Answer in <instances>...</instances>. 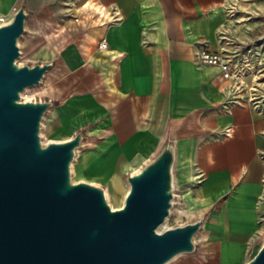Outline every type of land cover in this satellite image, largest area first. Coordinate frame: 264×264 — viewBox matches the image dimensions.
<instances>
[{
	"label": "crops",
	"instance_id": "1",
	"mask_svg": "<svg viewBox=\"0 0 264 264\" xmlns=\"http://www.w3.org/2000/svg\"><path fill=\"white\" fill-rule=\"evenodd\" d=\"M238 3L0 0L4 16L25 8L26 48L53 29L64 37L36 62L53 63L42 83L48 77L55 104L41 132L62 141L84 130L72 163L79 180L124 191L128 174L166 138L174 143L172 211L183 224L202 219L182 264H245L264 239V96L232 100L230 79L198 59L230 44Z\"/></svg>",
	"mask_w": 264,
	"mask_h": 264
},
{
	"label": "water",
	"instance_id": "2",
	"mask_svg": "<svg viewBox=\"0 0 264 264\" xmlns=\"http://www.w3.org/2000/svg\"><path fill=\"white\" fill-rule=\"evenodd\" d=\"M26 19L20 6L0 25V264H167L194 253L202 219L160 230L176 190L169 138L126 176L118 209L103 186L73 179L83 129L43 143L42 121L55 102L21 92L40 85L53 63L17 61ZM245 264H264V239Z\"/></svg>",
	"mask_w": 264,
	"mask_h": 264
},
{
	"label": "rangeland",
	"instance_id": "3",
	"mask_svg": "<svg viewBox=\"0 0 264 264\" xmlns=\"http://www.w3.org/2000/svg\"><path fill=\"white\" fill-rule=\"evenodd\" d=\"M232 10L233 27L230 28L231 35L228 36L230 44L220 50L227 53L232 60L233 76L229 85L232 100L243 102L251 98H262L264 96V42H260L259 38L264 34V0H239L238 5ZM7 16L12 17V13ZM20 41L21 53L17 61H20L21 64L33 65L39 60L56 55L64 37L58 34L56 29H53L46 35L32 37L29 48L24 45V36ZM49 85L48 77H46L43 83L26 88L21 94L24 93L25 98L29 100L47 99L52 93ZM42 140H45V143L48 142L43 136ZM73 176L79 180L77 176ZM127 189L128 183L125 185L124 191L127 192ZM106 191L107 202L110 206H114L112 209L120 208L125 192L116 185H114V189L105 190V193ZM183 221H185L184 217L171 211L160 230L183 224ZM192 255L193 253L177 256L174 258L175 260L173 259L167 264H182L183 260L192 257Z\"/></svg>",
	"mask_w": 264,
	"mask_h": 264
},
{
	"label": "built area",
	"instance_id": "4",
	"mask_svg": "<svg viewBox=\"0 0 264 264\" xmlns=\"http://www.w3.org/2000/svg\"><path fill=\"white\" fill-rule=\"evenodd\" d=\"M16 8H13L12 15L16 12ZM11 17H7L0 14V25H4L10 21ZM107 44L104 40L99 42V48L104 49ZM199 62L203 65L217 66L224 78L231 79L233 76L232 60L231 57L223 51H209L203 49L198 53ZM256 100V99H253ZM260 157L264 160V137L260 147Z\"/></svg>",
	"mask_w": 264,
	"mask_h": 264
},
{
	"label": "bare ground",
	"instance_id": "5",
	"mask_svg": "<svg viewBox=\"0 0 264 264\" xmlns=\"http://www.w3.org/2000/svg\"><path fill=\"white\" fill-rule=\"evenodd\" d=\"M19 45H21V41H19ZM19 62H20V61H19ZM21 95H22V98H23V99H25V100H29V99L25 98L24 93H22ZM41 135L43 136V133H42V132H41ZM44 141H45V140H44ZM44 141H43V143H45ZM72 167H73V166H72ZM72 171H73V175H74V170H73V168H72ZM73 179L76 180L74 176H73ZM76 181H77V180H76ZM106 194H107V191H106ZM107 196H108V194H107ZM110 204H111V203H110ZM111 207H114V206L111 205ZM174 260H175V259H174Z\"/></svg>",
	"mask_w": 264,
	"mask_h": 264
}]
</instances>
